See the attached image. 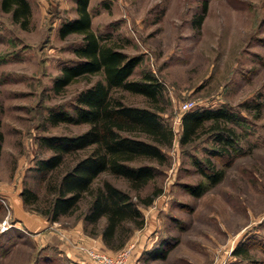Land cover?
Segmentation results:
<instances>
[{
  "label": "rangeland",
  "instance_id": "374dc122",
  "mask_svg": "<svg viewBox=\"0 0 264 264\" xmlns=\"http://www.w3.org/2000/svg\"><path fill=\"white\" fill-rule=\"evenodd\" d=\"M27 1L31 14L26 28L0 8V224L6 216L9 220L0 229V264H74L50 232L54 227L70 232L80 225L87 235L79 218L86 199L55 221L42 211L52 197L48 177H59L85 151L66 154L63 164L45 177L35 162L52 154L40 146L42 136H72L88 127L46 118L50 110L71 113L76 95L100 74L80 76L55 91L61 68L78 61L73 48L82 42L81 34H58L60 24L77 15L75 0ZM88 10L101 40L119 45L129 56H141L130 79L149 72L161 85L155 101L124 89L112 95L127 105L153 108L173 131L170 145L162 148L164 163L150 162L156 173L138 191L109 172L95 180L109 181L134 200L135 193L145 197L161 189L150 205H140L144 225L134 229L125 245L143 239L144 250L140 255L138 249L131 261L264 264V0H89ZM200 13L203 19L196 24L193 18ZM185 101L190 109L225 107L238 115L228 122L237 134L229 156L210 155L215 145L208 129L179 143ZM207 158L223 171L215 184H207L194 164ZM198 182L207 185L198 196L184 187ZM23 187L38 195L36 202L23 203ZM40 219L47 220L45 228H37ZM245 243L251 244L248 255L234 256L233 248ZM158 246L167 251L165 257L148 258L147 251Z\"/></svg>",
  "mask_w": 264,
  "mask_h": 264
},
{
  "label": "trees",
  "instance_id": "16d2710c",
  "mask_svg": "<svg viewBox=\"0 0 264 264\" xmlns=\"http://www.w3.org/2000/svg\"><path fill=\"white\" fill-rule=\"evenodd\" d=\"M88 3L89 0H75L77 15L59 26V36L79 33L82 42L73 48L78 61L61 68L60 74L54 79L53 88L59 92L80 76L100 74V78L79 91L71 113L50 110L46 118L53 124L82 122L87 123L88 127L72 136H42L39 139L40 146L51 150L52 154L37 159L35 170L45 177L63 164L66 154L85 151L59 177H48L46 187L51 190L52 197L42 214L47 220L55 221L61 215L76 211L80 202L86 199L85 208L79 216L83 230L89 236L99 237L108 251L115 252L125 246L134 229L144 225L140 205H150L161 189L156 188L145 197L135 193L134 200L128 191L109 181L95 184V180L100 173L109 172L125 178L131 189L138 191L156 173V167L150 162L164 163L162 148L170 145L173 131L160 120L153 108L127 105L112 95L115 89H124L155 101L161 85L149 72H145L141 78L130 79L141 56H129L119 45L101 40L91 28ZM0 8L9 12L12 20L21 27H27L31 14L27 0H0ZM202 8H205V2ZM202 19L203 14L200 13L195 15L193 22L200 24ZM237 118L236 113L225 107L188 109L180 117L179 143H189L208 129L211 130L215 145L210 155L229 156L237 145V134L228 122ZM207 121L208 124L205 123ZM194 164L206 178L207 184H215L223 176L222 169L216 168L211 159L207 158L204 162L195 160ZM184 187L194 196L207 189L203 182L186 184ZM20 196L25 204L38 199V195L28 187L22 188ZM251 244L236 245L232 254L247 256ZM147 253L148 258H164L167 251L158 246ZM135 263L129 261V264Z\"/></svg>",
  "mask_w": 264,
  "mask_h": 264
},
{
  "label": "crops",
  "instance_id": "0c3cea01",
  "mask_svg": "<svg viewBox=\"0 0 264 264\" xmlns=\"http://www.w3.org/2000/svg\"><path fill=\"white\" fill-rule=\"evenodd\" d=\"M36 225V222L34 223ZM47 226V220L45 219H40V224L38 223L37 228L41 229V228H45ZM54 226V225H52ZM76 229H74L73 231L70 232H66L64 230H60L59 228L54 227V230H52L50 233L53 234V236L55 237L57 246L59 248L60 251L64 252V254L67 256V258L74 264H91L90 261H88V259L82 254L80 253L76 247L74 246L75 243H83L86 245H90V246H94L97 249L100 250H107L103 243L101 242V239L99 237H89L86 234L82 233L81 230V226L77 225L76 227H74ZM35 231H39V230H35ZM63 233L66 237V239L61 238V234ZM137 239H133L131 240L130 243L133 244V250L132 252H134V254H131V257L135 256V252L137 251H141L143 249V243H139V242H144L143 239H141L137 244ZM135 245H137V248L134 247ZM139 249V250H138ZM131 261V259H130Z\"/></svg>",
  "mask_w": 264,
  "mask_h": 264
},
{
  "label": "built area",
  "instance_id": "2783aa9c",
  "mask_svg": "<svg viewBox=\"0 0 264 264\" xmlns=\"http://www.w3.org/2000/svg\"><path fill=\"white\" fill-rule=\"evenodd\" d=\"M181 108L184 111L190 109V102L185 101L184 103H182ZM8 222L9 220L6 216L0 224V229H5L8 225ZM60 234L61 238L66 239L63 233ZM74 246L88 259V261H90L91 264H129L133 250L132 243H128L121 249L112 253L97 249L94 246L86 245L83 243H75Z\"/></svg>",
  "mask_w": 264,
  "mask_h": 264
}]
</instances>
